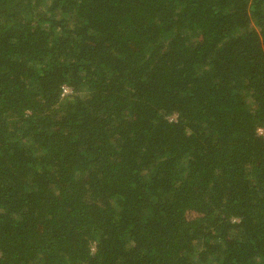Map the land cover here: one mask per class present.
Here are the masks:
<instances>
[{"label": "trees", "instance_id": "trees-1", "mask_svg": "<svg viewBox=\"0 0 264 264\" xmlns=\"http://www.w3.org/2000/svg\"><path fill=\"white\" fill-rule=\"evenodd\" d=\"M260 131L264 0H0V264H264Z\"/></svg>", "mask_w": 264, "mask_h": 264}, {"label": "built area", "instance_id": "built-area-1", "mask_svg": "<svg viewBox=\"0 0 264 264\" xmlns=\"http://www.w3.org/2000/svg\"><path fill=\"white\" fill-rule=\"evenodd\" d=\"M71 90L68 87L64 88V95L68 94ZM177 116H173L170 120H176Z\"/></svg>", "mask_w": 264, "mask_h": 264}, {"label": "rangeland", "instance_id": "rangeland-1", "mask_svg": "<svg viewBox=\"0 0 264 264\" xmlns=\"http://www.w3.org/2000/svg\"><path fill=\"white\" fill-rule=\"evenodd\" d=\"M260 134H261V135H264V131H260Z\"/></svg>", "mask_w": 264, "mask_h": 264}]
</instances>
